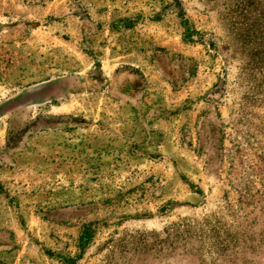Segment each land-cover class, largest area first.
<instances>
[{"label": "rangeland", "instance_id": "374dc122", "mask_svg": "<svg viewBox=\"0 0 264 264\" xmlns=\"http://www.w3.org/2000/svg\"><path fill=\"white\" fill-rule=\"evenodd\" d=\"M183 3L199 35L187 47L180 40L170 43L184 52L183 63L177 52L169 57L170 70L176 75L180 63L187 66L191 94L199 97L224 78L212 121L201 128L212 179L193 178L212 191L201 190L198 197L170 180L169 167L103 163L100 150L92 155L86 149L89 135L75 133V126L100 130L101 114L95 112L109 104L102 98L107 89L100 52L93 65L76 56L79 62L61 70L50 65L27 71L20 40L12 51L0 41V183L12 192L10 179L28 176L24 192L31 205L24 217L31 235L40 224L47 250L59 237L63 257L75 258L80 234L89 226L93 239L79 264H264V0ZM178 23L175 17L166 25L182 31ZM46 80L57 84L51 101L5 106ZM76 110L81 117H73ZM169 180L175 191L164 190ZM6 207L0 196V224L8 219Z\"/></svg>", "mask_w": 264, "mask_h": 264}, {"label": "crops", "instance_id": "0c3cea01", "mask_svg": "<svg viewBox=\"0 0 264 264\" xmlns=\"http://www.w3.org/2000/svg\"><path fill=\"white\" fill-rule=\"evenodd\" d=\"M177 2L185 7L183 0ZM172 3L173 0H0V41L12 51L15 41L20 40L19 51L26 67L37 69L51 65L61 70L63 64L79 62L78 56L93 65L100 52L102 81L107 89L102 98H107L109 104L95 112L101 114L100 130L94 125L90 129L75 126V133L84 131L89 135L91 140L86 146L91 147L92 155L100 150L103 163L116 160L126 165V160H133L134 165L169 167L170 180L183 183L191 197H198L201 190L207 194L212 191L199 187L193 178L203 175L206 182L212 179V161L209 150L201 145V128L205 120L212 121L215 85L202 97L191 94L192 79L184 73L188 67L181 64L184 52L169 47L179 40L186 47L190 45ZM175 17L182 31L173 32L166 25ZM154 29L158 35L152 41ZM173 52L181 58L177 67L180 73L176 75L167 63ZM73 112L77 114L73 113L74 118L81 117L79 111ZM220 118L222 122L229 121V117ZM114 151L118 152L117 158ZM201 156L205 157L202 163L198 161ZM10 180L14 181L12 192L0 183V196L8 211V219L0 224V264H66L62 239L58 237L54 249L47 250L40 238V224L35 228L37 233L31 235L32 228L24 217V209L31 205L30 194L24 192L28 176L19 174ZM170 180L164 183L167 192L175 191ZM30 213L36 214L34 210ZM37 217L38 221L44 220L43 216ZM82 258L75 257L73 264H79Z\"/></svg>", "mask_w": 264, "mask_h": 264}, {"label": "trees", "instance_id": "16d2710c", "mask_svg": "<svg viewBox=\"0 0 264 264\" xmlns=\"http://www.w3.org/2000/svg\"><path fill=\"white\" fill-rule=\"evenodd\" d=\"M177 1L178 0H173L172 4L176 9V14L178 18H180L181 25H182L184 35H185V40L189 44H194L196 40L194 35L195 34L199 35V34L193 30V28L190 26V23L187 21L188 18L186 17V14H185V9H184L185 7H181ZM202 42H203L202 40H199V43L204 44ZM210 45H212V43H210ZM30 67H26L27 71L30 69ZM223 81H224V78H220L217 84H215V87L212 89V93L215 95V97L219 95L218 92H220L219 89L221 88ZM56 87H57V84L55 81L46 80L42 82L41 84H38L35 86L33 85L29 87L19 96H17L16 99H14L13 101H10L9 103H6L5 106L16 109V108H30L34 106L44 105L47 102L51 101L52 97L56 96L53 92L55 91ZM86 149L90 151L91 147H88ZM210 160L212 161L211 153H210ZM2 190H3V186L0 184V191ZM263 215H264V212H263ZM92 239H93V235L91 233V227L87 226L85 229H83L82 233L80 234L79 242L77 244L78 254L75 255L76 258L77 257L81 258L83 256V254L86 251V248L91 243ZM63 260L66 264H73V262L75 261V258L74 257L72 258L63 257Z\"/></svg>", "mask_w": 264, "mask_h": 264}]
</instances>
